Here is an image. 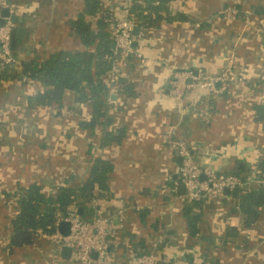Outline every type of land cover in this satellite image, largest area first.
<instances>
[{"label": "crops", "instance_id": "obj_1", "mask_svg": "<svg viewBox=\"0 0 264 264\" xmlns=\"http://www.w3.org/2000/svg\"><path fill=\"white\" fill-rule=\"evenodd\" d=\"M10 2L29 34L18 39L20 58L83 50L67 20L84 12L85 0ZM124 2L114 0L117 10ZM167 8L171 19L162 16L157 26L139 27L135 48L146 61L119 57L120 76L132 90L110 87L104 104L109 122L102 119L93 129L81 128L91 108L76 103L70 91L64 93L61 109L54 104V109L27 111L25 96L37 84L0 85V193L34 181L46 190L65 182L78 185L94 158H104L112 164L109 189L115 200L105 215L113 216L115 205L125 208L123 227L109 245L119 262H132L147 249L169 257L197 250L206 253L208 264H264V203L257 219L244 226L238 200L230 192L206 198L192 210L199 233H189L178 171L181 159L163 138L173 127L194 161L215 172L238 164L255 168L264 161V119L255 110L264 102V0H172ZM229 8L238 12L232 14ZM224 69L238 79L218 83L216 95L198 85L185 88L180 99L170 93L172 71L213 76ZM117 130L123 132L119 143L100 145L106 131ZM94 207L99 208L96 203ZM13 215V200L0 194V264H78L65 258L56 242L43 238L8 253L5 242ZM227 226L237 227L236 237L226 238ZM165 240L168 247L161 244ZM174 264L186 263L180 259Z\"/></svg>", "mask_w": 264, "mask_h": 264}, {"label": "trees", "instance_id": "obj_2", "mask_svg": "<svg viewBox=\"0 0 264 264\" xmlns=\"http://www.w3.org/2000/svg\"><path fill=\"white\" fill-rule=\"evenodd\" d=\"M145 1L146 4L142 5L136 0H131L129 6L130 17L142 30L157 26L159 21L164 19L162 16L165 19H171L170 14L167 13V7L172 0ZM154 1L157 3L154 4ZM105 2L109 3V6H104ZM115 4L114 0H85L84 12L67 20L70 30L84 46L81 51L57 50L45 56L33 54L20 58L19 47L16 45L12 50L20 58L21 69L16 71L0 64V85L11 81L20 85L28 84V82L37 84L39 88L25 96L27 111L38 107L54 109V104L61 109L64 93L70 91L76 103H88L91 108L90 119L81 122V128L93 129L102 119L109 122V119H106L104 104L110 87L115 88L120 85V90L125 93H130L132 90L131 83L121 76L113 84L109 83L110 69L121 57L114 54L105 21L109 15H119ZM114 6L116 10L113 12ZM177 17L183 18L179 14ZM25 35L24 38L29 37L27 32ZM255 110L257 118L264 119V102L257 105ZM122 135L121 130L106 131L100 140V145L119 143ZM111 170L112 164L109 160L97 157L94 158L87 176L78 185L71 186L65 182L53 185L46 190L42 183L34 181L26 186L18 185L12 190L2 191L0 194L5 199L9 198L14 202V215L9 224L10 233L5 242L8 253L31 247L39 238L36 235L38 229L51 233L54 230L56 211L65 214L76 208L80 211L81 218L90 219L93 205L96 203L105 215L106 209L115 202L109 189ZM224 173L237 175L242 183L257 177L263 178L264 161L255 168L248 169L245 165L238 164ZM229 192L238 200V210L244 215V226H250L258 217V207L264 203V183L238 185ZM206 198L197 201L187 200L183 210L187 228L193 236L199 233V221L198 217L192 214V210L202 204ZM119 208H121L120 205H115L112 211H117ZM237 234L236 226L225 228L226 238H234ZM111 239H109V245ZM161 244L163 247L170 245L168 240ZM147 252L145 249L139 254ZM155 254L161 264H174V261L180 259L186 264H208L206 253L201 254L197 250L190 253L179 251L173 257L158 250Z\"/></svg>", "mask_w": 264, "mask_h": 264}, {"label": "built area", "instance_id": "obj_3", "mask_svg": "<svg viewBox=\"0 0 264 264\" xmlns=\"http://www.w3.org/2000/svg\"><path fill=\"white\" fill-rule=\"evenodd\" d=\"M130 1L125 0L119 15H109L106 18V28L112 43H114V54L133 57L143 63L146 60L135 48L137 36L133 34V29L137 25L129 14ZM136 1L141 2L140 0ZM3 9H8L10 14L15 13V6L8 3L7 0H0V12ZM229 12L235 14L238 11L235 8H229ZM0 19L3 20L0 23V64L20 71V58L11 48L12 32L16 24L10 17H1L0 15ZM245 22L246 25H250L247 18ZM262 51L264 52V44ZM119 76L120 69L117 64H114L110 69L109 83L113 84ZM189 78L191 82L187 84L186 81ZM234 79L238 78L232 75L229 69L221 70L213 76L202 73L193 75L190 70H176L172 71L169 80L170 93L173 97L180 99L185 88L198 85L210 94L216 95L219 93L218 83ZM163 138L181 159L178 170L179 179L187 200L197 201L206 197H219L226 190L231 191L238 185L248 186L252 183H264V177L242 183L237 175L215 172L209 167L198 165L194 161L187 143L175 135L173 127H169L164 132ZM94 205L90 219L81 218L76 208L65 214L56 211L54 230L51 233H46L38 229L36 230L37 237L52 243L56 242L59 247H68L70 249L69 259L79 264H161L152 251L137 255L132 262H119L109 249V239L122 229L125 208H119L113 216H106ZM62 222L68 223L66 235H63L58 229Z\"/></svg>", "mask_w": 264, "mask_h": 264}, {"label": "water", "instance_id": "obj_4", "mask_svg": "<svg viewBox=\"0 0 264 264\" xmlns=\"http://www.w3.org/2000/svg\"><path fill=\"white\" fill-rule=\"evenodd\" d=\"M8 3H11L10 0H8ZM1 17H10V19L16 24V28L12 34L11 38V48L14 49V47L17 45L18 39L24 37L26 33V29L22 26V19L16 14H10L8 9H3L0 12ZM2 19H0V23H2ZM139 32V27L135 26L133 29V34L137 35ZM111 46L114 48V43H111ZM194 75H196V70L193 72ZM191 80L188 79V82ZM112 97V96H111ZM182 187V186H181ZM183 188V187H182ZM229 192L228 190L225 191V194ZM78 214L80 215V211H78ZM58 229L63 235L67 234L68 231V223L62 222L60 223ZM62 251L64 253V257L68 258L70 254V249L66 246L62 247Z\"/></svg>", "mask_w": 264, "mask_h": 264}, {"label": "rangeland", "instance_id": "obj_5", "mask_svg": "<svg viewBox=\"0 0 264 264\" xmlns=\"http://www.w3.org/2000/svg\"><path fill=\"white\" fill-rule=\"evenodd\" d=\"M53 124H54V121H53ZM53 136H54V134H53Z\"/></svg>", "mask_w": 264, "mask_h": 264}]
</instances>
